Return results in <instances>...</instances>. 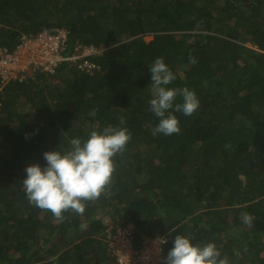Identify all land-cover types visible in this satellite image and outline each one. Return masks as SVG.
I'll list each match as a JSON object with an SVG mask.
<instances>
[{
    "label": "trees",
    "instance_id": "1",
    "mask_svg": "<svg viewBox=\"0 0 264 264\" xmlns=\"http://www.w3.org/2000/svg\"><path fill=\"white\" fill-rule=\"evenodd\" d=\"M0 26L9 52L55 30L67 32L63 56L97 51L91 75L64 62L0 86V264H116L105 231L126 224L137 247L165 239L160 264L176 235L215 243L230 264H264V0H0ZM157 57L176 75L168 87L200 102L174 113L179 135H152ZM121 118L131 140L106 195L63 223L28 203L27 166Z\"/></svg>",
    "mask_w": 264,
    "mask_h": 264
},
{
    "label": "clouds",
    "instance_id": "2",
    "mask_svg": "<svg viewBox=\"0 0 264 264\" xmlns=\"http://www.w3.org/2000/svg\"><path fill=\"white\" fill-rule=\"evenodd\" d=\"M78 48V46L74 47L73 52L76 53ZM83 52L87 55L84 56ZM96 53L93 47H84L79 55L74 54L78 57L76 61L66 62L76 64L80 70L86 69L85 72L91 75L97 66L90 62L88 57ZM83 61H86L92 68L79 66ZM196 62V59L190 55L189 63L195 64ZM148 70L152 92L149 111L159 120L152 130V135L154 137L158 134L179 135L181 133L180 122L174 113H182L186 117L194 115L200 107L199 99L187 87H168L176 80V75L166 65L163 57H157ZM34 73L25 74L21 81L33 76ZM46 73L52 76L55 72ZM178 97L182 98L181 103L176 102ZM90 115L94 116L95 110ZM119 123L122 127L108 126L102 132L92 131L86 140L72 138L69 151L44 152L43 159L46 161V166L43 168L39 164L27 166L24 169L26 179L22 182L28 203L41 211L50 212L55 222L63 223L67 219L65 213L83 215L88 203L95 202L102 195H106L116 171L115 157L125 152L131 140V133L127 127H123L125 120L121 118ZM240 219L245 226H254V217L249 213L242 212ZM81 227H86V225ZM117 227L128 230L133 237L134 231L129 224L110 226L106 230ZM132 242L135 249L141 247L136 246L134 238ZM165 242L161 239V243ZM163 264H230V262L226 256L221 258V253L215 243L209 242L203 246L193 245L188 237L176 235L173 247L164 258Z\"/></svg>",
    "mask_w": 264,
    "mask_h": 264
},
{
    "label": "built area",
    "instance_id": "3",
    "mask_svg": "<svg viewBox=\"0 0 264 264\" xmlns=\"http://www.w3.org/2000/svg\"><path fill=\"white\" fill-rule=\"evenodd\" d=\"M66 49L67 32L64 30H55L54 34L41 32L33 39L23 40L11 52L0 47V86L3 87L11 80L21 81L30 72L54 73L62 62L76 61L78 57L75 55L63 56ZM79 66L92 68L86 61ZM161 239L146 238L141 247L135 249L133 237L128 230L117 227L105 233V241L116 264H160L165 244L161 243Z\"/></svg>",
    "mask_w": 264,
    "mask_h": 264
},
{
    "label": "rangeland",
    "instance_id": "4",
    "mask_svg": "<svg viewBox=\"0 0 264 264\" xmlns=\"http://www.w3.org/2000/svg\"><path fill=\"white\" fill-rule=\"evenodd\" d=\"M152 40V35H148L144 37V41L147 43ZM84 56L87 55L85 52L82 53ZM54 81V80H53ZM53 83H56L55 81ZM44 93H46V90H44Z\"/></svg>",
    "mask_w": 264,
    "mask_h": 264
}]
</instances>
